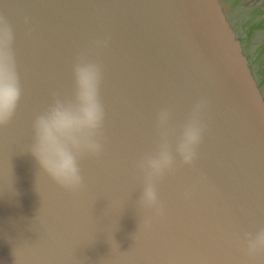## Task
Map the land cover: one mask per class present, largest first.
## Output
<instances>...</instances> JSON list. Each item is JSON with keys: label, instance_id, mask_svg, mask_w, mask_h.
<instances>
[{"label": "water", "instance_id": "1", "mask_svg": "<svg viewBox=\"0 0 264 264\" xmlns=\"http://www.w3.org/2000/svg\"><path fill=\"white\" fill-rule=\"evenodd\" d=\"M0 18L22 89L0 127V264H264L246 240L264 227V0H0ZM82 56L102 67L103 151L80 158L73 192L30 149L35 117L73 98ZM200 102L184 165L174 146ZM162 109L176 162L157 212L138 203L137 165L158 149Z\"/></svg>", "mask_w": 264, "mask_h": 264}, {"label": "clouds", "instance_id": "2", "mask_svg": "<svg viewBox=\"0 0 264 264\" xmlns=\"http://www.w3.org/2000/svg\"><path fill=\"white\" fill-rule=\"evenodd\" d=\"M13 45L12 28L6 19L0 18V127L11 122L22 95ZM72 72L73 98L67 101L57 98L47 111L35 117L30 152L52 181L74 192L83 187L80 158L85 154L98 156L103 151L98 136L104 121V109L99 99L102 67L82 56L77 58ZM204 106L205 102H200L194 107L174 146L175 156L184 165H191L196 159V149L203 138L200 113ZM170 119L168 109L159 112L157 130L161 140L158 149L137 165L143 173L144 184L138 203L146 210L159 212L156 180L175 166L173 146L169 142L172 134L168 127ZM246 240L250 257L264 253V227L254 236L249 234Z\"/></svg>", "mask_w": 264, "mask_h": 264}]
</instances>
